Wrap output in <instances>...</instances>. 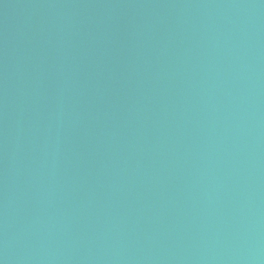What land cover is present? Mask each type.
I'll use <instances>...</instances> for the list:
<instances>
[{
    "label": "water",
    "instance_id": "obj_1",
    "mask_svg": "<svg viewBox=\"0 0 264 264\" xmlns=\"http://www.w3.org/2000/svg\"><path fill=\"white\" fill-rule=\"evenodd\" d=\"M33 264H264V0H131Z\"/></svg>",
    "mask_w": 264,
    "mask_h": 264
}]
</instances>
